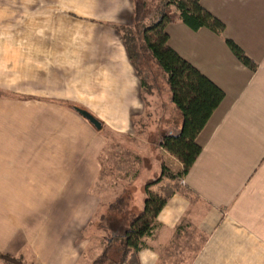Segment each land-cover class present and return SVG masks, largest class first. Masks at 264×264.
<instances>
[{"label":"crops","instance_id":"0c3cea01","mask_svg":"<svg viewBox=\"0 0 264 264\" xmlns=\"http://www.w3.org/2000/svg\"><path fill=\"white\" fill-rule=\"evenodd\" d=\"M77 3L0 0V9L15 12L7 18L19 21L18 36L52 38L59 36L54 25L61 15L72 21L67 14ZM56 4L62 7L55 10ZM84 5L85 16L113 25H129L134 18L133 0H84ZM201 5L223 22V37L176 22L166 27L169 44L222 89L225 99L198 137L202 152L182 178L183 192L169 199L154 234L125 264H264V0H201ZM31 21L40 27L28 31ZM89 30L94 32L82 35L84 103L113 132L131 134L133 118L145 112L139 75L116 31L100 25ZM226 39L257 69L241 63ZM4 111L0 253L24 264H93L104 248L98 250L88 229L108 209L101 212V198L92 191L101 174L103 138L75 111L69 114L72 123L55 128L48 142L38 128L36 140H27L20 124L12 126L11 110ZM181 126L179 121L176 133ZM30 151L33 157L27 158Z\"/></svg>","mask_w":264,"mask_h":264},{"label":"rangeland","instance_id":"374dc122","mask_svg":"<svg viewBox=\"0 0 264 264\" xmlns=\"http://www.w3.org/2000/svg\"><path fill=\"white\" fill-rule=\"evenodd\" d=\"M76 1L78 3L75 11L72 12L71 9L67 14L71 16L72 21L68 23L66 19L62 20L64 17L61 15L59 22L54 25L55 29H59V36L52 38L18 36L19 21L7 18L15 12L0 9V104H8L5 107L0 105V112L11 110L12 126L20 124L26 131L24 134L27 140H36L37 128L47 142L56 137L55 128H59L61 124L72 123L69 114L70 112L77 114L74 107L94 114L90 104L84 103L87 99L82 84L84 80L82 35L93 33L94 30L88 29L100 25L116 31L125 44L124 31L120 30H125L126 27L129 30L134 29L132 27L134 18L129 25L119 23L113 25L101 19H92L83 13L86 8L84 0ZM144 1L148 4V17L145 19V23L148 24L153 21L160 0ZM60 5H57L55 10ZM87 7L90 9L89 5ZM35 27L40 25L35 21L28 22V31ZM139 69L142 72L141 76L147 79L148 86H151L152 93L149 95L142 90L145 112L133 118V132L119 134L105 125L98 131L91 125L97 135L103 138L105 145L99 156L101 174L92 189L101 198V212H106L117 197L126 195L130 199L128 214L132 217L145 208L147 184L160 180L157 185L151 187L155 190L152 191L154 194H160V188L170 182L168 178H162L163 164L171 171L178 172L176 159L168 156L169 153L161 148V139L176 133L180 120L171 106L166 77L151 60L141 63ZM65 94L66 96L62 98ZM69 96L72 99H69ZM38 114H43V117H39ZM33 152L30 151L27 158L33 157ZM105 215H108V209ZM102 217V214H98L88 229L91 241H95L93 243L97 244L98 250L101 247L105 250L108 240L117 234L112 230L108 231L107 223L110 227L116 226V221H120L117 218L122 219L119 214L108 215L106 219ZM117 248L118 244L113 247L115 250L109 254L110 258L105 264H119L122 253Z\"/></svg>","mask_w":264,"mask_h":264},{"label":"trees","instance_id":"16d2710c","mask_svg":"<svg viewBox=\"0 0 264 264\" xmlns=\"http://www.w3.org/2000/svg\"><path fill=\"white\" fill-rule=\"evenodd\" d=\"M133 3L132 27L135 30H129L126 27L125 30L120 31H124L126 49L140 77L142 90L149 95L152 93L147 79L141 76L142 72L139 69L141 63L144 64L151 60L166 77L170 100L179 121H182V126L177 133L164 136L161 139V147L175 157L181 163L182 168L175 173L163 164L162 178L166 177L170 182L160 188V194H154L150 190L160 180L145 186L147 194L145 208L138 215L132 217L128 214L130 199L126 195L117 197L111 203L108 215L119 214L122 219L117 218L120 221H116V226L111 225L110 227L107 223L106 228L108 231L112 230L119 234L112 235L108 240V246L94 264H105L110 258L109 254L115 250L113 247L117 244L119 245L117 250L119 249L122 253L119 264L136 259V254L143 247V240L154 234L157 227L156 220L169 199L175 193L183 192L182 178L189 173L202 152L197 142L198 137L225 99L222 89L170 46V38L166 32L167 25L179 22L195 32L207 28L223 37L225 32L223 22L208 12L201 5V0H160L153 21L146 24L147 2L133 0ZM225 41L241 63L252 70L257 69V65L238 45L229 39ZM102 216V219L107 218L105 214ZM0 261L8 264H24L21 260L2 253H0Z\"/></svg>","mask_w":264,"mask_h":264},{"label":"water","instance_id":"95a60500","mask_svg":"<svg viewBox=\"0 0 264 264\" xmlns=\"http://www.w3.org/2000/svg\"><path fill=\"white\" fill-rule=\"evenodd\" d=\"M75 111L81 115L85 120H87L96 130L101 131L103 128V124L95 117L93 116L89 111L81 109V108H75Z\"/></svg>","mask_w":264,"mask_h":264}]
</instances>
